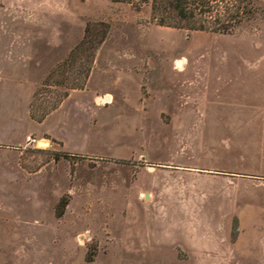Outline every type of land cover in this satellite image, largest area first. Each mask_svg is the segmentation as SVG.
<instances>
[{
    "label": "rangeland",
    "instance_id": "obj_1",
    "mask_svg": "<svg viewBox=\"0 0 264 264\" xmlns=\"http://www.w3.org/2000/svg\"><path fill=\"white\" fill-rule=\"evenodd\" d=\"M0 18L34 40L35 115L79 80L71 67L42 85L88 23L109 25L89 87L114 95L82 113L67 150L39 134L26 157L4 155L0 264H264L260 13L231 34L160 26L149 5L110 0H0ZM47 125L59 131V117ZM13 167L30 172L31 201Z\"/></svg>",
    "mask_w": 264,
    "mask_h": 264
},
{
    "label": "crops",
    "instance_id": "obj_2",
    "mask_svg": "<svg viewBox=\"0 0 264 264\" xmlns=\"http://www.w3.org/2000/svg\"><path fill=\"white\" fill-rule=\"evenodd\" d=\"M5 30L4 22L0 18V175L4 169L5 171L8 169L2 165L4 155L12 153L16 162L18 158L26 157L27 153L24 149L28 136L45 134L50 140L58 141L66 149L65 133L72 137L83 133L82 113L86 112L87 119L90 120L99 105V99L104 102L108 97V104L114 99L113 93L107 92L97 96L100 90L89 87V80L95 69L93 67L84 89L71 90L58 108L51 111L41 122L35 121L30 116V105L36 89V81H31L27 73L29 62L33 61L35 55L34 40L14 38L11 33H5ZM3 33L6 34L5 39L2 38ZM21 101L25 105L19 112L18 105ZM56 116L59 117L60 127L57 132L47 125L50 119ZM13 170L12 176L15 174L20 176V181L27 185L25 196L27 201H31L32 198L34 199L33 179L23 177L24 172L20 170L26 171V174L30 172L23 167L20 170L13 167ZM141 171L139 170L138 174ZM13 181L19 182L15 178Z\"/></svg>",
    "mask_w": 264,
    "mask_h": 264
},
{
    "label": "trees",
    "instance_id": "obj_3",
    "mask_svg": "<svg viewBox=\"0 0 264 264\" xmlns=\"http://www.w3.org/2000/svg\"><path fill=\"white\" fill-rule=\"evenodd\" d=\"M115 3H129L139 9L142 5L150 6L152 19L160 26L192 31H205L219 34H231L243 24L251 21L257 13L264 17V7L259 9L253 0H110ZM109 25L105 22L88 23L83 38L71 50L68 57L56 69L50 72L42 85H48L57 70L62 73L76 68L79 80L73 86L66 88L56 103L49 109L35 115L32 101L36 98V91L32 96L30 116L41 122L51 111L58 108L60 103L73 89H84L93 68L96 53L105 41ZM66 77L58 81L65 83ZM64 157H75V154L62 152ZM66 205V202L64 203ZM61 215V212L58 213Z\"/></svg>",
    "mask_w": 264,
    "mask_h": 264
},
{
    "label": "built area",
    "instance_id": "obj_4",
    "mask_svg": "<svg viewBox=\"0 0 264 264\" xmlns=\"http://www.w3.org/2000/svg\"><path fill=\"white\" fill-rule=\"evenodd\" d=\"M98 102L100 103V102H101V99H99ZM107 102H108V98H105V100H104L103 103H107ZM27 141H28V142H33V143H36V144L39 143V141H38L37 139L32 138L31 136H28V137H27Z\"/></svg>",
    "mask_w": 264,
    "mask_h": 264
},
{
    "label": "bare ground",
    "instance_id": "obj_5",
    "mask_svg": "<svg viewBox=\"0 0 264 264\" xmlns=\"http://www.w3.org/2000/svg\"><path fill=\"white\" fill-rule=\"evenodd\" d=\"M185 59L184 58H182V59H179V58H177L176 59V65H177V67L178 68H183V66H184V64H185ZM108 98V97H107Z\"/></svg>",
    "mask_w": 264,
    "mask_h": 264
}]
</instances>
